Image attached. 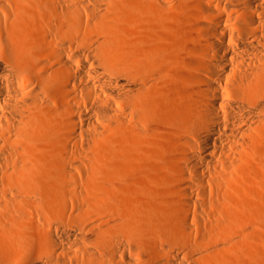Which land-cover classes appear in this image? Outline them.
Instances as JSON below:
<instances>
[{
  "label": "bare ground",
  "instance_id": "obj_1",
  "mask_svg": "<svg viewBox=\"0 0 264 264\" xmlns=\"http://www.w3.org/2000/svg\"><path fill=\"white\" fill-rule=\"evenodd\" d=\"M124 19L141 34L127 37L118 25ZM167 28L183 41L177 54L185 70L173 69L162 41ZM161 103L188 118H165ZM263 128L264 0H0V264H76L78 245L51 224L36 232L33 210L46 191L63 204L70 194L79 199L72 189L84 173L86 145L150 141L159 157L167 135L170 158H181L183 176L203 187L183 182L185 215L174 223L189 232L186 215L216 184L199 171L225 178V160H237ZM101 176L112 186L93 182L91 203L99 205L107 190L117 197L129 190L123 173ZM98 208L91 236L106 251L122 235L103 221L114 220L112 208Z\"/></svg>",
  "mask_w": 264,
  "mask_h": 264
},
{
  "label": "rangeland",
  "instance_id": "obj_2",
  "mask_svg": "<svg viewBox=\"0 0 264 264\" xmlns=\"http://www.w3.org/2000/svg\"><path fill=\"white\" fill-rule=\"evenodd\" d=\"M118 25L127 37L133 31L141 34L131 29L128 19ZM181 32L179 29L176 36H181ZM162 41L172 51L173 69L185 70L184 55L177 54V46L182 47L183 41L175 38L168 28L163 32ZM173 80L179 88L186 87L181 78ZM156 106L165 118L180 123L188 118L173 106L164 103ZM254 135L255 142L240 149L237 160H225L230 166L225 178L217 172L199 171L216 184L205 186L207 197L199 196L197 205L186 215L191 224L189 232L174 223V217L185 215L183 182L186 180L198 190L203 187L192 180V174L183 176L181 158H170L171 141L167 135L162 138L159 157L154 154L155 146L150 141L133 146L114 137L98 146L86 145L82 156L84 173L78 189H72L79 199L70 194L67 204H63L50 191L35 196L38 204L33 210L37 222L34 229L37 232L38 225L51 224L65 240L80 245V248L74 247L76 264H99L91 261L86 248L99 256L100 263L106 264H159L158 258L164 264H264V128ZM195 153L199 158L206 155L204 150L195 149ZM94 160L92 172L90 164ZM203 162L210 164L208 158ZM214 162L219 164L218 159ZM155 166H159V171L154 170ZM117 171L124 174L125 181L130 180L129 190L118 197L112 189L107 190L99 205L91 203L87 198L91 184L102 182L106 189L112 182L101 175ZM50 199L55 201L51 204L47 201ZM104 205L115 214L114 220L103 221L122 235L106 251L91 236L94 228L91 217L100 216L98 207ZM79 213H83L82 219L78 218ZM59 219L61 225L57 224ZM35 235L34 243L41 247V238Z\"/></svg>",
  "mask_w": 264,
  "mask_h": 264
}]
</instances>
